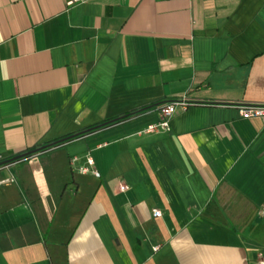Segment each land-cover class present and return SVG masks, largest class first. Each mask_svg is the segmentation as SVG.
Returning a JSON list of instances; mask_svg holds the SVG:
<instances>
[{
	"label": "crops",
	"instance_id": "obj_1",
	"mask_svg": "<svg viewBox=\"0 0 264 264\" xmlns=\"http://www.w3.org/2000/svg\"><path fill=\"white\" fill-rule=\"evenodd\" d=\"M248 105H264V0H0V162L148 107L0 165V264H257Z\"/></svg>",
	"mask_w": 264,
	"mask_h": 264
},
{
	"label": "built area",
	"instance_id": "obj_2",
	"mask_svg": "<svg viewBox=\"0 0 264 264\" xmlns=\"http://www.w3.org/2000/svg\"><path fill=\"white\" fill-rule=\"evenodd\" d=\"M191 103L186 97H182L181 99L173 100L163 106L160 107L159 111L161 114V120L150 124L147 126L145 129V132H159L161 130L164 131H169L170 130V121L172 117L177 113L179 109H186ZM240 112L242 116L245 117H264V105H248V106H242L240 108ZM26 157L18 159L19 160H24ZM88 166L86 167H81L80 170L82 172H87L92 169L94 165V160L89 157L87 160ZM95 175L100 176V173L96 170H92ZM10 181V180H7ZM129 188L127 184L122 183L120 185V190L121 191H126ZM163 214V211L156 208L153 210V216L155 217H161ZM261 214L264 215V205L262 206ZM257 264H264V257L260 256Z\"/></svg>",
	"mask_w": 264,
	"mask_h": 264
},
{
	"label": "trees",
	"instance_id": "obj_3",
	"mask_svg": "<svg viewBox=\"0 0 264 264\" xmlns=\"http://www.w3.org/2000/svg\"><path fill=\"white\" fill-rule=\"evenodd\" d=\"M146 108H148V107H146ZM146 108H143V109L137 110V111L128 112V113L120 115V116H118L116 118H113V119H110V120H106L104 122H100V123H98V124H96L94 126H91V127L87 128V129H85V130H81V131H77V132L71 133V134L66 135L64 137H61V138H59V139H57V140H55L53 142H50L48 144L37 146V147H35L33 149H30V150H28V151H26L24 153H21V154H18L16 156H13V157L9 158L8 160L1 161L0 165L4 164L6 162H10V161H13V160H17V159H21V158L27 157V156L32 155L34 153H37V152H39L41 150L53 147L55 145H58V144H61V143L65 142V141H69V140L75 139V138H77V137H79V136H81V135H83L85 133L100 129V128L104 127V126H107V125H110V124H113V123H116V122H119V121H122V120H124V119H126V118H128V117H130V116H132V115H134V114H136L138 112H140V111H143Z\"/></svg>",
	"mask_w": 264,
	"mask_h": 264
}]
</instances>
